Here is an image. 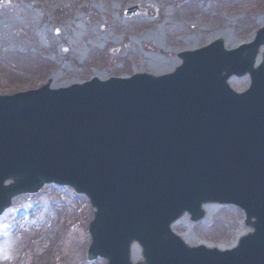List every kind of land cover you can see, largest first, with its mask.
Listing matches in <instances>:
<instances>
[{
	"label": "water",
	"instance_id": "95a60500",
	"mask_svg": "<svg viewBox=\"0 0 264 264\" xmlns=\"http://www.w3.org/2000/svg\"><path fill=\"white\" fill-rule=\"evenodd\" d=\"M263 44L264 25L235 49L219 39L179 53L167 75L0 96V214L17 195L68 185L94 208L88 260L264 264ZM245 74L250 87L237 94L228 79ZM210 203L244 211L249 232L231 249L191 247L171 230L185 213L202 220Z\"/></svg>",
	"mask_w": 264,
	"mask_h": 264
},
{
	"label": "rangeland",
	"instance_id": "374dc122",
	"mask_svg": "<svg viewBox=\"0 0 264 264\" xmlns=\"http://www.w3.org/2000/svg\"><path fill=\"white\" fill-rule=\"evenodd\" d=\"M132 7L142 11L127 16ZM263 15L264 0H5L0 95L46 83L57 89L95 77L169 73L183 50L220 37L227 49L250 41ZM230 81L237 92L249 84L247 76ZM207 207L198 222L183 215L173 232L190 246L232 247L246 231L244 214L230 205ZM92 216L87 198L66 187L44 185L15 197L0 215V264H106L87 260ZM131 251L137 259L140 249Z\"/></svg>",
	"mask_w": 264,
	"mask_h": 264
},
{
	"label": "bare ground",
	"instance_id": "6f19581e",
	"mask_svg": "<svg viewBox=\"0 0 264 264\" xmlns=\"http://www.w3.org/2000/svg\"><path fill=\"white\" fill-rule=\"evenodd\" d=\"M221 39L223 38V37H220ZM225 43V42H224ZM164 72H162V71H160V70H155V71H153L152 72V76H158V75H160V74H163ZM229 82H231V81H229ZM207 209H208V207L207 206H205V210L207 211ZM208 213H209V211H208ZM247 230V229H246ZM223 249V248H222Z\"/></svg>",
	"mask_w": 264,
	"mask_h": 264
}]
</instances>
